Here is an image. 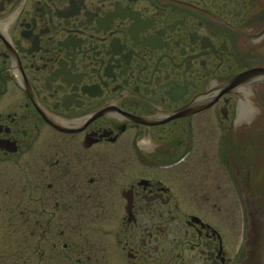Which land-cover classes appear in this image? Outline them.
<instances>
[{"label":"flooded vegetation","instance_id":"af4514ba","mask_svg":"<svg viewBox=\"0 0 264 264\" xmlns=\"http://www.w3.org/2000/svg\"><path fill=\"white\" fill-rule=\"evenodd\" d=\"M17 165L43 216L26 264H244L264 0H0V171Z\"/></svg>","mask_w":264,"mask_h":264},{"label":"rangeland","instance_id":"374dc122","mask_svg":"<svg viewBox=\"0 0 264 264\" xmlns=\"http://www.w3.org/2000/svg\"><path fill=\"white\" fill-rule=\"evenodd\" d=\"M26 165H17L14 168H3L0 173L2 183L0 188H9L5 178H15L18 185L17 191L2 190L0 193V258L8 263L26 264L28 259V244L30 237L40 236L43 220L38 224L37 218H43L42 212L29 210L28 192L23 186L27 173ZM23 186V187H21ZM7 193V194H6ZM11 193V194H9ZM38 207V206H37ZM33 224V225H32ZM56 228H54V231ZM36 245V244H34ZM12 260L9 261V259Z\"/></svg>","mask_w":264,"mask_h":264},{"label":"water","instance_id":"95a60500","mask_svg":"<svg viewBox=\"0 0 264 264\" xmlns=\"http://www.w3.org/2000/svg\"><path fill=\"white\" fill-rule=\"evenodd\" d=\"M248 246L250 250L244 264H264V229L253 226Z\"/></svg>","mask_w":264,"mask_h":264}]
</instances>
